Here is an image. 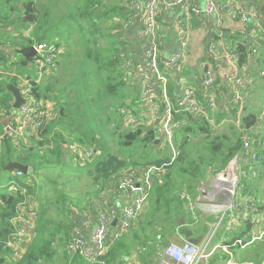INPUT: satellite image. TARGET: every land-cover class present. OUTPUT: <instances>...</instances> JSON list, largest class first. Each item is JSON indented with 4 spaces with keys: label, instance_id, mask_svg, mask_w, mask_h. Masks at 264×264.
<instances>
[{
    "label": "trees",
    "instance_id": "trees-1",
    "mask_svg": "<svg viewBox=\"0 0 264 264\" xmlns=\"http://www.w3.org/2000/svg\"><path fill=\"white\" fill-rule=\"evenodd\" d=\"M111 1L113 5L109 0H0V264H77L79 256L72 258L68 250L60 261L56 248H67L75 227L73 217L77 219L81 208L70 187L88 179L101 186L98 196L128 169L163 167L143 223L116 240L106 257L107 264H122L133 248L145 247L165 224L183 223L179 218L187 212L181 192L198 200L200 184L211 173L224 171L242 153V132L232 122L238 119V107L209 112L213 122L204 116L177 114L181 126L175 142L180 154L168 166L170 156H156L164 145L156 127L124 122L121 111L131 113L139 103V88L128 73L132 68H126L133 31L124 27L129 0H124L125 5L123 0ZM59 3L62 11L56 10ZM236 39L231 36V41ZM42 43L55 48L50 54L54 64L37 83L38 78L25 75L36 59L27 56L33 46ZM246 53L240 50L242 61ZM198 73L190 76V70L183 67L171 75L170 96L175 99L176 83H180L204 103L202 71ZM23 75L31 80L32 96L49 105L51 115L38 133L15 141L6 134L5 121L13 127L17 113L8 86L21 90L18 77ZM245 112L242 128L257 127L260 113L248 108ZM69 143L92 151L91 161L84 166L76 163L67 151ZM11 162L29 167V175L7 171ZM22 203L35 207L37 216L33 238L17 259L6 244L14 235ZM60 217L66 219L65 225ZM184 228L186 233L189 229ZM167 234L174 232L154 237L165 240ZM252 246L256 260L264 259V242Z\"/></svg>",
    "mask_w": 264,
    "mask_h": 264
},
{
    "label": "built area",
    "instance_id": "built-area-1",
    "mask_svg": "<svg viewBox=\"0 0 264 264\" xmlns=\"http://www.w3.org/2000/svg\"><path fill=\"white\" fill-rule=\"evenodd\" d=\"M127 7L125 26L131 28L138 25L137 41L144 46L143 66L134 70L129 62L126 64L128 70L132 68V77L139 88L142 103L138 110L142 115L145 112L146 124L156 127L163 143L173 149V154L175 133L181 126L176 119L177 114L188 113L210 120L209 112L230 110L232 107L240 110L238 119L232 122L242 132L243 147L240 157L233 161L234 166L211 173V185L203 197L205 200L200 201L203 199L200 197L198 201L189 192L180 194L187 214L185 221L175 227L208 226L207 236L199 242L179 236L177 242H169L158 253V264H214L216 257L224 259L225 256H229L227 264H264V259L238 261L233 255L236 248L245 250L258 242H264V204L260 205L255 195L257 192L254 193L251 188V183L258 185L257 181L264 180V135L259 131V125L251 129L240 125L243 113L248 108L247 103L254 97L255 87L259 83L264 85V67H261L264 64V0H204L203 7L197 5L195 0H129ZM164 9H175L171 26L176 34V45L167 60L162 55L163 34L159 25L160 14ZM202 16L212 22L215 33V38L208 43L206 61L203 63L205 102L202 103L190 88L173 100L169 90L170 77L179 73L189 59L193 20ZM224 33L228 34V40L219 45L217 38ZM231 36H237L238 39L231 41ZM33 47L36 49L34 63L39 69L36 82L41 83L47 70L54 64L50 54L54 53L55 48L47 43ZM242 48L247 51L244 61L240 54ZM18 78L27 85L20 90L26 103L14 115L11 123L15 125L6 127V134L15 141L25 140L27 136L38 133L51 115L49 105L39 103L32 96L31 80ZM263 114L259 115L260 121L263 120ZM121 115L127 124H143L134 112L122 110ZM67 149L81 166L89 163L93 157L92 151L77 143H69ZM176 157L177 153L173 162ZM162 170L163 167L156 166L128 169L116 177L114 184L101 191L87 210L82 211L81 215L76 214L82 226L77 223L73 228L67 247L71 257L79 256L90 264H107L106 257L112 244L141 222L156 177L159 179ZM17 175L22 176L23 173L18 171ZM242 181L248 182V185L240 188L243 196L238 199L237 187ZM199 191L202 192L200 188ZM229 211L248 216V222L232 221L233 228L246 223L247 230H242L238 237L223 238L218 244L212 245V239ZM36 216L35 207L21 204L15 218L14 235L6 244L17 259L33 238ZM96 216V225L87 239L82 233L83 229H91L92 219ZM210 216L219 217V222L205 221ZM114 223L116 232L111 236Z\"/></svg>",
    "mask_w": 264,
    "mask_h": 264
},
{
    "label": "rangeland",
    "instance_id": "rangeland-1",
    "mask_svg": "<svg viewBox=\"0 0 264 264\" xmlns=\"http://www.w3.org/2000/svg\"><path fill=\"white\" fill-rule=\"evenodd\" d=\"M62 1H65V0H62ZM115 1H117L119 3L122 2V0H115ZM122 3L125 5V1L124 0H123ZM109 4L113 5V2L111 0H109ZM56 10H61V11L63 10L62 3H59L57 5V9ZM27 33H30V32H27ZM197 39H198L197 41H199V45H198L199 49H198L197 52H195V54H193V57L194 56L195 57L191 58L190 62L185 65L187 68L188 67L192 68L190 70V76H193V77L194 76L196 77V71L193 68L197 65V62H198V61H195L194 59L197 58L199 55H201V53H203V51H204L203 42H202L203 41V37H198ZM261 67H264V64H262ZM128 73H129V76L131 78H133L132 77V71H129ZM241 74H243V73H241ZM25 75L29 76V77H31L33 79H37L39 77L38 65H36L35 63L31 64L29 69H28V74H25ZM25 75L21 76V78L27 79L25 77ZM136 83H137V81H136ZM21 87H27V85H24L23 83H21ZM140 103H142V100H141V96L139 94V103L136 105V108H135V110L133 112L137 116L140 117V119L142 121L141 123L146 124V120L144 118L145 117V115H144L145 112L142 115V113L139 112V110H138ZM247 107H248L249 111H254V112L258 111L259 113H263L264 112V87L263 86L258 84L255 87V89H254V97H252V99H250L248 101ZM245 114H246V112L243 113V116ZM262 119L263 120L260 121V124H259V131L262 133V135H264V114L262 116ZM147 126L148 127H153V125H147ZM174 142H175V138H174ZM157 144L161 145L160 141L157 142ZM174 150H175V153H177V157H178L180 149H179V145H177L176 142H175ZM175 153L173 154V149L171 147L165 146V144H164L160 148L158 153H156V156H159V155L167 156V157L170 156V159L168 160L169 162L167 164V165H169L170 163L173 162V159L175 157ZM93 178H95V177L93 176ZM209 180L203 181L200 184V190L202 192L199 191V197H202V193L207 194V192H208V190L210 188V185H211ZM257 183H258V186H255V187H258L261 190L264 189V180H259V181H257ZM247 185H248V182H246V181H242V182L239 183V185L237 187V190H238V194H237L238 197L237 198L238 199L241 196H243L242 192L240 191V188H242L243 186H247ZM91 186H94V187L92 188ZM100 189H101L100 185H98V184L94 185V182H92V181L90 182L88 179H83L82 181H79L78 184H73L70 187L69 191L71 193V196L73 198H76L78 200L79 204H80L81 208L78 209V210H82L83 209L82 207H85V206L88 207L90 204L95 203V201L97 199L96 192L99 191ZM193 197L197 200V198L195 196H193ZM203 200H205V198L201 199V201H203ZM146 209H145V213H146ZM78 210H77V212H78ZM144 218H145V215L143 214V216L141 218V222L139 224L143 223ZM59 219H61L63 221L62 222L63 225H65L67 223L66 219L61 218V217ZM73 219L75 220V226H76L77 219L75 217H73ZM185 219H186V217L185 218H179L180 221H185ZM234 219H236L238 221H245V220H246V222L249 221V218H248V216L245 213H240V212L233 213L231 211L227 212L225 214L224 222L221 224L217 235L215 237H213V239H212V245L218 244L219 242H221V240L223 238H227V237L235 238V237H238L239 233L242 230H247V224L246 223L243 226H240V227H237V228H233L232 227V221ZM207 220H210L211 223H218L220 218L219 217H215V216H210L205 221H207ZM175 226H174L173 222L165 224V226L162 229H160V230L158 229L157 230V232L152 236L153 238L151 240L153 242H159L158 241V237H154V236L159 235V234H161L163 236L164 233H167V231L172 232V229H173L174 230V234H172V235L175 238L174 242H177L179 236H182V237L184 236V237L188 238L190 241L199 242L200 240H202L204 237L207 236L206 232H207V230L209 228L208 226H204V227L202 226L201 228H199L197 226L193 227V228L192 227H187V229H189V230H187L186 233L188 232V233H190L192 235V238L190 239L186 235L184 227L177 228ZM74 229H75V227H74ZM72 231H73V229H72ZM72 231H71V235H72ZM170 235L171 234H167L164 237H168ZM56 248H57V251H58V253L60 255V261H62L64 259V253L63 252H64V250L67 251L68 249L66 247H65V249L63 247H58L57 245H56ZM233 255H234L235 259L238 260V261L256 260V250H255V248L253 246H250V247H248L245 250H242L240 248H236V249L233 250ZM228 260H229V256H225L224 259L221 258V257H216V260L214 261V264H227Z\"/></svg>",
    "mask_w": 264,
    "mask_h": 264
},
{
    "label": "crops",
    "instance_id": "crops-1",
    "mask_svg": "<svg viewBox=\"0 0 264 264\" xmlns=\"http://www.w3.org/2000/svg\"><path fill=\"white\" fill-rule=\"evenodd\" d=\"M243 1L246 2L247 0H243ZM195 3L199 5L200 7H203L204 0H195ZM174 10L167 11L164 9V11L160 14L159 25H160L161 32L163 34L162 55H163L164 60H167L169 58L170 54L173 52L175 45H176V34L173 31L172 26H171V22L174 17V13H173ZM127 18H128V13H127ZM126 20L124 21V27L127 30L133 31V34H131V38L129 39L130 43H132L130 54H129V59H130L129 63L134 70H139L143 66L144 46L142 43H139L137 41L138 25L136 27L127 28L125 26ZM192 28H193L192 30L193 37H192V43H191V52H190V57L187 60L186 64L190 62L191 58L195 57V56L193 57V54H195V52H197L199 49V46H198L199 41H197L198 40L197 38L203 37L202 42H203L204 51L203 53H201V55H199L197 58L194 59L195 61H198V62H197V65L193 68L196 71V74H199L198 73L199 70L200 72L202 71L203 63L206 61L208 43L213 38H215V33L213 31L212 22L203 16L194 18ZM228 37H229L228 34L224 33L220 38H217L219 40V45L225 44L226 41L228 40ZM184 67L187 69L186 66ZM188 69L191 70L192 68L188 67ZM259 85L264 87V85H262L261 83H259ZM176 86H177V89L175 91V99L172 98L173 100H176L179 97V95H181L184 92L183 85H181L180 83H176ZM255 186H258V185L257 184L254 185L251 183V188L255 192H257L256 193L257 199L260 201V205L261 204L263 205L264 204L263 202L264 201V189L260 190V188L255 187ZM85 208H88V207L85 206ZM82 210L78 211L79 215H81L82 212L80 211ZM96 220H97V216L94 219H92L93 223H92L91 229H88V230L83 229L82 233L84 234L85 238L87 239L89 238L91 230L96 225ZM77 223H78V226H82L81 219L79 217H77ZM115 225L116 224H113V229H111L110 231L111 236H113L116 232ZM125 235H123V237ZM174 240L175 238L173 237V235H170L166 237L165 240L158 239L159 242H153L151 240L146 244L145 247H140V246L135 247L131 250V256H129V259H127L122 264H128L129 261L134 262L133 264H158L159 262L158 253L162 250V248L165 245H167L169 242H172ZM77 259H78L77 264H90L84 259H82L81 257L80 258L77 257Z\"/></svg>",
    "mask_w": 264,
    "mask_h": 264
},
{
    "label": "water",
    "instance_id": "water-1",
    "mask_svg": "<svg viewBox=\"0 0 264 264\" xmlns=\"http://www.w3.org/2000/svg\"><path fill=\"white\" fill-rule=\"evenodd\" d=\"M36 56V49L34 47L31 48V51L29 53V55L27 56V58L30 60L32 58H34ZM8 90L13 94L14 98H15V104L13 106L14 110L18 111L20 110V108L25 105L26 100L25 98L22 96L21 92L19 89L17 88H12L11 86H8ZM9 121H5V125L6 127L8 126ZM159 142V141H157ZM233 165V162L230 164V166ZM7 171H20L23 172L25 175H29V167L24 166L18 162H11L7 168ZM206 194L202 193V198L205 197ZM116 224V223H114Z\"/></svg>",
    "mask_w": 264,
    "mask_h": 264
}]
</instances>
